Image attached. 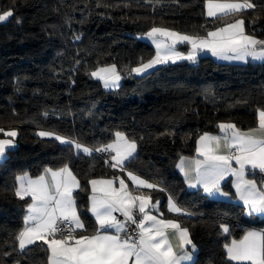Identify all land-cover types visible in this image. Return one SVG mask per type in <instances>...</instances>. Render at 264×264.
Here are the masks:
<instances>
[{
    "label": "trees",
    "instance_id": "trees-1",
    "mask_svg": "<svg viewBox=\"0 0 264 264\" xmlns=\"http://www.w3.org/2000/svg\"><path fill=\"white\" fill-rule=\"evenodd\" d=\"M254 2L258 7L243 16L246 31L264 38V0ZM8 9L13 15L0 24V127L16 129L17 136L15 149L0 163V264H47L42 242L18 249L15 235L27 201L14 194L18 173L35 177L45 166L57 168L71 159L83 186L76 198L88 230L93 225L88 180L114 175L95 153L76 157L54 138L37 135L53 128L89 145L107 142L117 129L135 136L139 157L129 167L150 181L165 180L194 213L180 219L197 246L195 264H234L224 243L264 221L246 216L233 201L188 191L175 165L180 155L192 156L198 135L217 131L218 122L242 129L256 125L255 109L264 107V63L221 64L202 55L195 65L175 62L133 75L131 84L125 74L113 90L90 75L98 64L124 70L150 59L154 48L139 36L153 24L203 34L202 25L212 28L234 18L206 17L204 0H0V12ZM73 35L81 39L74 41ZM224 190L232 193L228 184ZM220 220L233 226L231 236L222 233Z\"/></svg>",
    "mask_w": 264,
    "mask_h": 264
},
{
    "label": "snow or ice",
    "instance_id": "snow-or-ice-1",
    "mask_svg": "<svg viewBox=\"0 0 264 264\" xmlns=\"http://www.w3.org/2000/svg\"><path fill=\"white\" fill-rule=\"evenodd\" d=\"M257 7L254 0H204L206 17L234 19L212 28L202 25L203 34H188L153 24L142 35L154 45L155 55L124 70L115 63L98 64L90 75L105 89H115L120 87L125 74L140 76L169 62L196 63L202 52L228 61L264 62V38L247 32L243 18L246 10ZM12 15L11 9L3 10L0 22ZM68 23L70 26V20ZM80 39L79 35H73L74 41ZM181 44L189 46L187 52L178 50ZM255 113L253 127L242 129L233 122H218V133L199 134L195 141L196 155H180L175 167L189 188L202 189L210 199L232 200L234 195L248 216H264V107H257ZM0 133L5 136L0 139V158H3L14 146L17 130L6 131L0 127ZM37 135L54 138L76 157L105 155V165L118 169L121 175L88 180L91 187L88 211L95 217L96 227L85 234L88 229L76 198V190L83 186L73 171L71 159L57 168L45 166L35 177L27 171L18 173L14 194L20 200L29 197L31 201H25L23 226L15 235L21 252L42 241L47 246V264H195L197 246L191 239L190 229L180 219L194 213L181 205L165 180L150 181L129 167L139 157V142L135 136L117 129L107 142L101 139L89 145L78 137L62 135L54 128L38 131ZM257 171L259 180L255 178ZM249 173L253 178H249ZM228 179L232 181L234 194L224 191ZM153 191L168 193L167 209L175 214L173 218H166L160 211L159 199L153 202ZM116 213H120L123 220ZM130 225L135 228L130 229ZM218 226L222 233L232 235L233 226L228 221L220 220ZM223 248L228 261L264 264V228L245 227L239 239L232 238Z\"/></svg>",
    "mask_w": 264,
    "mask_h": 264
},
{
    "label": "crops",
    "instance_id": "crops-1",
    "mask_svg": "<svg viewBox=\"0 0 264 264\" xmlns=\"http://www.w3.org/2000/svg\"><path fill=\"white\" fill-rule=\"evenodd\" d=\"M206 11V10H205ZM208 18H210V17H208ZM151 42V41H150ZM152 44V43H151ZM152 46H153V48H154V52H155V47H154V45L152 44ZM188 45H186V44H181V45H179L178 46V50L179 51H183V52H187V50H188ZM155 55V54H154ZM202 55H209L215 62H217V63H221V64H241V65H245V64H256V65H261V64H263L264 62H261V61H251V60H249L248 62H244V61H228V60H223V59H218L217 57H215V56H213L210 52H202V53H200L199 54V56H202ZM184 61H186V60H184ZM176 62H183V61H176ZM189 64H192V65H195L196 63H192V62H190V61H187ZM170 63H172V62H169L168 64H170ZM157 66H160V65H157ZM157 66H155V67H157ZM151 70V69H150ZM149 71V70H148ZM135 76V75H134ZM99 81V80H98ZM102 84V83H101ZM120 84H121V82H120ZM103 85V84H102ZM116 89V88H115ZM109 90H113V89H109ZM219 132V129L217 130V131H215V132H212V133H218ZM3 138H5V136L3 135L2 137H0V139H3ZM16 138V137H15ZM14 144H16V142H15V140H14ZM195 147H196V144H195ZM194 147V148H195ZM13 147H11L9 150H11ZM7 152V151H6ZM196 155V153H195V149H194V154L192 155V156H195ZM5 156H6V153H5ZM5 156L3 157V158H0V163L3 161V159L5 158ZM190 157V156H189ZM176 170L178 171V173L181 175V177H182V179H183V175L180 173V171H179V169H177L176 168ZM113 171H114V175H112V176H110V177H104V178H112L113 176H118V175H121V173L119 172V170L117 169V170H114L113 169ZM249 178L251 179V178H253V176L251 175V173H249ZM255 178L257 179V180H259L260 179V174L258 173V171H257V174H256V176H255ZM125 179H126V175H125ZM126 182L127 183H129V185L131 186V182L130 181H127V179H126ZM229 185L230 186V188H231V190H232V193L234 194V188L232 187V181H231V179H228L227 180V183L225 184V185ZM186 185V184H185ZM116 186L118 187L119 185H118V181L116 182ZM186 188H187V190L188 191H190V192H199V193H201L202 195H204L205 197H206V195L203 193V190L202 189H195V188H189L187 185H186ZM78 191V189L76 190V192ZM90 191H91V187H90V185H89V192H88V195L90 194ZM225 191V190H224ZM144 192H145V194H148V190L147 189H145L144 190ZM226 192H228V191H226ZM138 194V193H137ZM152 195V194H151ZM153 197V196H152ZM206 198H208V197H206ZM25 199L27 200V202H31L30 201V198L29 197H25ZM156 199H159L162 203H161V207H160V211L161 212H163V214H164V216L166 217V218H173L174 217V215L175 214H171V213H169L168 212V209H167V198L166 199H161V198H154L153 197V202H155V200ZM208 199H210V198H208ZM213 200H223V201H233L234 203H236V204H238V202H236L235 201V198H234V195H233V199L232 200H225V199H223V198H220V199H213ZM239 205V204H238ZM239 206H241V205H239ZM242 207V206H241ZM243 208V207H242ZM26 212V211H25ZM87 212H88V214L92 217V220H93V225H92V227H91V230H88V232L87 233H85V234H90L93 230H94V228L96 227V222H95V217L88 211V205H87ZM154 214H157L158 215V213H154ZM25 215V214H24ZM245 215L246 216H248L247 215V213L245 212ZM249 217H251V218H254V219H259V220H262V221H264V216H259V215H254V216H249ZM255 228H257V227H255ZM261 228H264V226H262ZM38 242H42V241H37L36 243H38ZM230 242V241H229ZM43 243V242H42ZM28 247H30V246H28ZM27 247V248H28ZM18 249H19V247H18ZM20 250V249H19ZM21 251V250H20ZM196 254V253H195ZM232 263H234V264H236V262H232Z\"/></svg>",
    "mask_w": 264,
    "mask_h": 264
},
{
    "label": "built area",
    "instance_id": "built-area-1",
    "mask_svg": "<svg viewBox=\"0 0 264 264\" xmlns=\"http://www.w3.org/2000/svg\"><path fill=\"white\" fill-rule=\"evenodd\" d=\"M98 157L102 158L105 160V155H102L100 153H95ZM117 217L121 220H123V216L120 214V213H116ZM137 216H139V213L137 211ZM135 228V225H130V229H134Z\"/></svg>",
    "mask_w": 264,
    "mask_h": 264
},
{
    "label": "rangeland",
    "instance_id": "rangeland-1",
    "mask_svg": "<svg viewBox=\"0 0 264 264\" xmlns=\"http://www.w3.org/2000/svg\"><path fill=\"white\" fill-rule=\"evenodd\" d=\"M8 19H9V18H8ZM8 19H7V20H8ZM7 20H6V21H7ZM4 22H5V21H3V22H0V24H2V23H4ZM139 39H140V40H144V41H150V40H149V39H147L146 37H143V35H142V36H139ZM93 79H96V80H98L97 78H94V77H93ZM13 139L15 140V138H13ZM15 147H16V144H14V146H13V148H12V149H15Z\"/></svg>",
    "mask_w": 264,
    "mask_h": 264
},
{
    "label": "water",
    "instance_id": "water-1",
    "mask_svg": "<svg viewBox=\"0 0 264 264\" xmlns=\"http://www.w3.org/2000/svg\"><path fill=\"white\" fill-rule=\"evenodd\" d=\"M133 81H134L133 77H132V76H129V77L125 80V83H126V84H131Z\"/></svg>",
    "mask_w": 264,
    "mask_h": 264
}]
</instances>
